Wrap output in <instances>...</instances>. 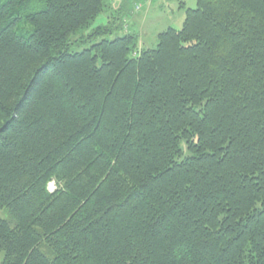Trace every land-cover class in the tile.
Here are the masks:
<instances>
[{"label":"trees","instance_id":"trees-1","mask_svg":"<svg viewBox=\"0 0 264 264\" xmlns=\"http://www.w3.org/2000/svg\"><path fill=\"white\" fill-rule=\"evenodd\" d=\"M112 1L0 0V264H264V0Z\"/></svg>","mask_w":264,"mask_h":264},{"label":"rangeland","instance_id":"rangeland-1","mask_svg":"<svg viewBox=\"0 0 264 264\" xmlns=\"http://www.w3.org/2000/svg\"><path fill=\"white\" fill-rule=\"evenodd\" d=\"M185 6L179 7L177 0H113V9L122 6V11L119 13L118 27H113V31L107 34V39H113L116 36H121L125 33V27L130 32H137L140 38V46L144 48L154 47L157 42V34L169 27L180 29L185 17V9L187 7L194 8L196 6V0H184ZM140 6V9L135 8V12H130V19L127 17L126 12L132 9L135 4ZM134 10V8H133ZM109 18L106 17L104 12L100 13L94 22L96 25H107ZM129 27V28H128ZM93 40L80 44L78 49L89 46ZM49 188L52 189L53 185L49 184ZM2 254L0 255V262Z\"/></svg>","mask_w":264,"mask_h":264},{"label":"built area","instance_id":"built-area-1","mask_svg":"<svg viewBox=\"0 0 264 264\" xmlns=\"http://www.w3.org/2000/svg\"><path fill=\"white\" fill-rule=\"evenodd\" d=\"M136 9H138V10H139V9H140V6H139V5H136Z\"/></svg>","mask_w":264,"mask_h":264},{"label":"crops","instance_id":"crops-1","mask_svg":"<svg viewBox=\"0 0 264 264\" xmlns=\"http://www.w3.org/2000/svg\"><path fill=\"white\" fill-rule=\"evenodd\" d=\"M129 19H130V17H129ZM142 46H143V44H142Z\"/></svg>","mask_w":264,"mask_h":264}]
</instances>
